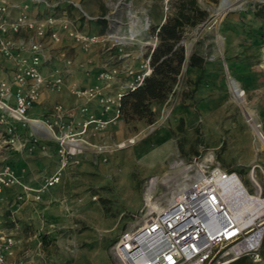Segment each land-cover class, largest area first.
Segmentation results:
<instances>
[{"label":"rangeland","instance_id":"374dc122","mask_svg":"<svg viewBox=\"0 0 264 264\" xmlns=\"http://www.w3.org/2000/svg\"><path fill=\"white\" fill-rule=\"evenodd\" d=\"M50 1L68 3L70 18L88 33L113 31L124 37L132 15L148 19L149 30L124 46L134 68L140 66L136 56L151 51L158 27L177 17L185 62L168 98L151 104L153 123L125 119L122 107L117 116L102 115L93 105L92 115L105 125L92 124L85 131L70 120L54 126L61 140H53L52 153L48 145L27 138L16 150L0 144V169L10 166L21 183L6 188L0 200V245L11 242L7 263L120 264L114 247L140 222L142 210L165 207L206 165L236 172L251 192L254 172L264 196V147L247 122L254 114L263 131L264 3L243 0L235 9L219 12L220 0ZM73 4L106 21L84 22ZM182 13L189 18L182 19ZM193 55L204 60L202 67L189 66ZM116 57V51L107 52L105 63L122 64ZM229 79L244 91L241 103L234 99ZM69 94L67 89L47 90L42 115L33 119L53 124L54 106L69 108ZM72 139L80 144L75 155L66 146ZM42 157L49 160L41 164ZM54 176L59 181L47 186ZM259 255L257 263L252 255L239 261L264 264V240Z\"/></svg>","mask_w":264,"mask_h":264},{"label":"built area","instance_id":"2783aa9c","mask_svg":"<svg viewBox=\"0 0 264 264\" xmlns=\"http://www.w3.org/2000/svg\"><path fill=\"white\" fill-rule=\"evenodd\" d=\"M68 5L50 0H0V58L12 65L10 78L0 77V144L15 149L24 146L16 133L17 124L31 128V136L38 134L31 127L35 119L29 113L44 90L67 89L77 100L69 108L54 106L53 124L44 123L56 136L53 127L62 126L64 121L72 120V124L85 131L92 124L103 127L106 122L95 119L91 107L99 108L102 115L112 112L117 116L124 97L140 88L152 73L151 54L157 45L156 36L151 51L136 56L139 68L128 63L132 55L123 51L124 46L149 30L148 19L140 21L132 16L124 37L113 31L104 35L88 33L81 30L78 20L70 18ZM73 5L86 23L106 21L90 16L78 4ZM72 49L85 55L97 51L102 56L114 50L122 64L108 65L107 58L103 59L95 82L81 87L66 80L72 70L85 65L76 63ZM197 173L165 207L158 210L146 206L142 210L140 222L128 229L114 247L120 264H225L249 255L255 263L261 261L264 196L258 181L251 177L254 190L246 187L242 191L238 182L242 180L235 172L206 165ZM58 181L59 178L51 177L47 186ZM16 185L21 183L12 168L7 165L0 169V194ZM225 189H238L240 196L252 195L253 207L236 215L229 207ZM10 243L0 245V264H11L7 263ZM227 255L231 256L228 260Z\"/></svg>","mask_w":264,"mask_h":264},{"label":"trees","instance_id":"16d2710c","mask_svg":"<svg viewBox=\"0 0 264 264\" xmlns=\"http://www.w3.org/2000/svg\"><path fill=\"white\" fill-rule=\"evenodd\" d=\"M182 19H188L185 13L179 14ZM102 22H105L104 20ZM180 20L169 17L156 31L157 45L151 54L152 73L143 85L136 91L127 94L122 101V112L125 119H146L153 123L155 113L152 103H163L171 94L177 77L185 62L184 49L179 47L181 33ZM204 60L199 56L189 58V66L202 67ZM231 264H242L239 260Z\"/></svg>","mask_w":264,"mask_h":264},{"label":"crops","instance_id":"0c3cea01","mask_svg":"<svg viewBox=\"0 0 264 264\" xmlns=\"http://www.w3.org/2000/svg\"><path fill=\"white\" fill-rule=\"evenodd\" d=\"M65 45H68L67 41H65ZM71 54H72V56H74L76 63L85 64V65H84V67H79V68L76 67L74 70H72L71 74H69L66 78L67 82L68 83H76L77 85H79L81 87H87V86L92 85L95 82L96 74H97L99 65L103 61L104 56L100 55L97 51L96 52L93 51L90 55H85L84 53L80 52L78 49H72ZM11 70H12V65L10 63L6 62L4 59L0 58V77L4 78V79H9L11 74H12ZM45 93H47V90H44L42 92L41 99L34 106V108L30 111L29 117L31 119H33V117L34 118L38 117V115L42 112V103L45 102L47 99L45 97ZM69 95L72 98V102L70 104V107H72L76 104L77 100L71 94H69ZM40 115H42V114H40ZM259 118L263 123V131H264V105H263V110L261 109L259 111ZM26 131L29 132L32 130L29 127L23 128L21 125L17 124L16 133L19 137V140L23 141L25 138H27L25 141H29V142L35 141V142H39L41 145H48V148L51 151V148H52L51 143L53 142L54 139H49V137L47 135L42 134V133L36 134L34 136H31V134H29V136L27 137ZM12 149L16 150L15 148H12ZM51 153H52V151H51ZM48 160L49 159L47 157H42L40 159V163L44 164ZM254 160H255V158H253V161ZM211 166L213 167V165H211ZM221 170H223V169H221ZM243 180L247 181L244 178H243ZM24 183H26V181H24ZM27 183H28V185L30 184L28 181H27ZM14 188H19V187H14ZM6 191L7 190H5L2 194H0V200L2 199L3 195L5 196V194L7 193Z\"/></svg>","mask_w":264,"mask_h":264},{"label":"bare ground","instance_id":"6f19581e","mask_svg":"<svg viewBox=\"0 0 264 264\" xmlns=\"http://www.w3.org/2000/svg\"><path fill=\"white\" fill-rule=\"evenodd\" d=\"M242 1L243 0H220V4H219V7H218V11L219 12H224L226 10L228 11L229 9H235L237 7V5H235V4H239ZM256 1H258L259 3H264V0H256ZM134 11L135 10H133V12ZM229 87H230V90L232 92V95H233L234 99L237 102L241 103L243 101L244 91L239 87V84L235 80L229 79ZM247 122L252 127V129L254 130L255 135L257 136V138L261 142L262 146L264 147V132L262 131L261 125L258 122V120L255 117V115L252 114V113H250L247 116ZM31 127H32L33 131H37L38 134L39 133H42V134L47 135L49 137V139L57 140V136H55L50 131L49 127H47L44 123H42L39 120L35 119L32 122ZM58 140H61V139L58 138ZM63 142H64V140H63ZM78 142L79 141L73 140V139L67 142V145L66 146L70 150V153L73 154V155L78 154L81 151V150H79L80 144H78ZM212 160H213L212 158H209L207 161H212ZM180 165L181 164H175L174 167H178ZM251 177H254V179H255V173L254 172L250 175V178ZM238 182H239V186L242 189V191L243 190L246 191L247 188L243 184V182L240 181V180ZM152 185L153 186L157 185L155 180L152 182ZM237 190L238 189H236V190L234 189V191L231 192V191H228V190L225 189L224 191L226 193L227 200L229 201V207H230V209L236 215H242V214H245L246 212H248L253 207V202L251 200H254V198H253L252 195L249 194L248 195L249 197H248L244 193H243L242 196H240V190L239 191H237ZM175 197H176V194L171 197V199L169 200V202H171ZM243 197H244L243 201L238 202ZM254 197H256V196H254ZM229 262H231V261H228L225 264H227V263L229 264Z\"/></svg>","mask_w":264,"mask_h":264}]
</instances>
